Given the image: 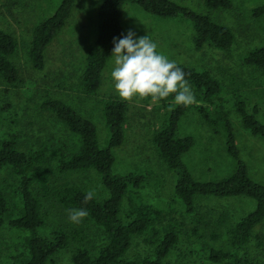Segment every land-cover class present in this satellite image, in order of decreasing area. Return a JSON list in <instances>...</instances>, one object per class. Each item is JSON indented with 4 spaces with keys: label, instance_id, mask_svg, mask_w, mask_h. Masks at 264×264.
<instances>
[{
    "label": "trees",
    "instance_id": "16d2710c",
    "mask_svg": "<svg viewBox=\"0 0 264 264\" xmlns=\"http://www.w3.org/2000/svg\"><path fill=\"white\" fill-rule=\"evenodd\" d=\"M76 0H62L55 13L36 25L30 41V60L34 69L42 71L46 66V52L59 31L71 16ZM126 3L135 4L145 13L164 19L180 20L192 27L193 47L200 51L206 45L229 52L235 43L233 30L211 17L214 10H232L231 0H204L208 13H198L173 0H104L98 11L97 36L90 46L78 84L80 93L97 98L103 72L113 57L114 40L126 36L121 18ZM256 19L264 18V4L250 11ZM15 37L0 29V78L10 87H16L20 79L12 58L18 53ZM242 65L255 69L264 81V46L255 47L240 58ZM184 72L195 103L185 106L175 103L174 95L160 100L165 110L160 128L153 135L152 143L159 158L177 179L174 193L181 208L190 216L187 226L168 213L148 202L143 190L149 180L159 184L151 168L135 166L128 171H115L114 152L125 141L128 104L119 97L109 96L100 102L101 115L106 128L101 143L97 125L65 101L47 97L40 109L54 116L70 133L80 140L76 150L59 148L51 155L47 144L38 148H20V136L9 132L0 140V170L10 169L15 176L9 193L0 189V228L9 226L12 231L25 236L24 250L14 256L13 264H54V259L66 250L71 241L79 244L72 252L73 264H166L185 235L194 240L205 264H264V243L257 236L262 257L251 258L245 253L253 238V231L264 221V185L255 182L241 157L237 144L232 114H237L244 129L253 137L264 138V121L257 103L249 107L238 86H227L203 67L177 64ZM151 98L145 99L149 100ZM10 103L0 104V117L10 111ZM195 111L216 135L223 139L227 155L235 162L230 175L212 180H196L183 157L193 148L190 135L179 136L183 117ZM52 158V159H51ZM60 174L89 171L98 174L108 196L98 200L95 196L85 202L88 191L79 186L63 183L51 184V162ZM54 199L67 209L83 208L86 217L102 227L106 242L91 252L83 229L68 234L62 228L43 234L46 222L43 204L38 197ZM244 197L255 201L253 210L245 214L235 225L229 212L224 211L217 221L205 220L197 212L199 198ZM128 200L126 218H121L123 201ZM12 214V217L10 215ZM185 229H187L185 231ZM230 237V249L215 247L223 233ZM146 236L152 246L151 253L133 260L125 258L135 237Z\"/></svg>",
    "mask_w": 264,
    "mask_h": 264
},
{
    "label": "rangeland",
    "instance_id": "374dc122",
    "mask_svg": "<svg viewBox=\"0 0 264 264\" xmlns=\"http://www.w3.org/2000/svg\"><path fill=\"white\" fill-rule=\"evenodd\" d=\"M104 0H76L66 25L59 31L46 52V66L42 71L33 68L30 60V41L37 24L52 16L62 0H0V29L11 34L19 43L18 53L11 59L17 67L20 79L16 87H10L0 78V104L10 103V111L0 117V140L9 132L20 136V148H38L45 143L53 155L57 149L66 147L72 150L80 146L79 138L70 133L67 127L51 114L40 109L47 97L58 98L72 106L83 116L90 118L98 127L101 143H104L106 128L101 115L100 102L109 96L119 97L115 90L111 72L115 67L114 56L108 61L98 97L82 95L78 84L83 71L88 50L97 36L98 11ZM198 13H208L204 0H173ZM232 10L209 12L213 20L229 26L235 34V43L229 52L218 51L210 45L198 51L192 44V27L180 20L158 18L145 13L135 4L126 3L121 23L126 33H135V38L148 35L155 42L158 53H163L177 64H187L210 70L213 76L227 88L238 86L249 107L257 103L264 121V81L253 68L241 64L240 58L249 50L264 46V18L251 16V9L264 4V0H231ZM125 101V100H124ZM128 104L126 137L124 144L117 149L115 171H128L135 166L151 168L159 184L149 180L143 190L152 205L168 213L175 210L174 217L187 226L191 218L181 208L175 196L176 175L171 172L156 153L152 139L160 128L165 110L160 102L151 99L134 98ZM232 120L241 157L248 165L250 177L264 185V138L250 135L243 127L240 117L233 113ZM179 136L194 138L193 148L183 157L196 180H212L230 175L235 162L227 155L223 139L216 135L199 117L190 111L182 118ZM52 159V158H51ZM51 184L58 187L67 182L86 191L95 190V197L103 200L108 191L98 174L92 170L60 174L51 162ZM15 176L10 169L0 170V189L9 193V186ZM46 215L41 232L49 234L53 229L62 228L68 234L83 229L92 253L106 242L102 227L88 221L73 223L68 210L54 199L38 194ZM255 201L244 197L199 198L197 212L205 220L215 222L218 216L227 211L235 225L245 214L255 208ZM128 200L121 207V218L128 212ZM12 217V214L10 215ZM190 226V225H189ZM187 229H185L186 231ZM264 243V221L253 231V238L245 250L251 258L260 259L262 255L259 240ZM146 236L135 237L125 258L133 260L151 253L152 246ZM219 249H230V237L223 233L212 243ZM79 244L71 241L54 264H73V250ZM25 236L11 230L9 226L0 228V264H13L14 256L24 250ZM166 264H205L194 240L182 237L178 248L166 260Z\"/></svg>",
    "mask_w": 264,
    "mask_h": 264
},
{
    "label": "clouds",
    "instance_id": "9594fccd",
    "mask_svg": "<svg viewBox=\"0 0 264 264\" xmlns=\"http://www.w3.org/2000/svg\"><path fill=\"white\" fill-rule=\"evenodd\" d=\"M158 45L148 35L135 38L129 31L126 36L114 40V64L111 72L114 87L122 100L132 102L134 98L148 99L155 103L174 95L175 103L191 105L195 96L185 79L184 72L175 61L157 52ZM96 195L90 189L85 202ZM89 215L83 208L68 210L71 222L80 223Z\"/></svg>",
    "mask_w": 264,
    "mask_h": 264
}]
</instances>
